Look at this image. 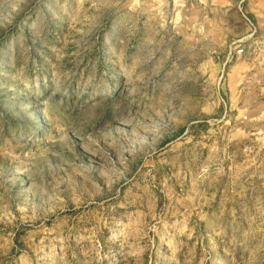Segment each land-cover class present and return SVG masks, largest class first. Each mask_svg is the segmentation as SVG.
Returning <instances> with one entry per match:
<instances>
[{
  "label": "rangeland",
  "instance_id": "1",
  "mask_svg": "<svg viewBox=\"0 0 264 264\" xmlns=\"http://www.w3.org/2000/svg\"><path fill=\"white\" fill-rule=\"evenodd\" d=\"M263 7L0 0V264H264L262 112L223 87Z\"/></svg>",
  "mask_w": 264,
  "mask_h": 264
},
{
  "label": "crops",
  "instance_id": "2",
  "mask_svg": "<svg viewBox=\"0 0 264 264\" xmlns=\"http://www.w3.org/2000/svg\"><path fill=\"white\" fill-rule=\"evenodd\" d=\"M231 2L236 6L234 1ZM262 13V17L255 14L252 17V22L257 28V34L264 37V7ZM246 25L247 26L241 27L243 31L239 35L228 38L227 49L232 40L244 36L251 31L248 22ZM224 58H226V56ZM224 70L225 69L222 70V73ZM226 74L227 76L223 82V87L225 93L229 95V97H227L228 101L231 103V101L235 99L234 101L239 104V107L246 105L248 102H254L255 106L259 107L262 112L261 115L256 117V120L259 124L264 125V65L258 64L251 57L236 59L229 64Z\"/></svg>",
  "mask_w": 264,
  "mask_h": 264
},
{
  "label": "built area",
  "instance_id": "3",
  "mask_svg": "<svg viewBox=\"0 0 264 264\" xmlns=\"http://www.w3.org/2000/svg\"><path fill=\"white\" fill-rule=\"evenodd\" d=\"M248 23L251 31L229 43L224 66L236 59H244L245 57H251L258 64L264 65V37L257 34V28L251 20H248ZM223 75L222 73L221 78ZM246 118L244 116V119Z\"/></svg>",
  "mask_w": 264,
  "mask_h": 264
}]
</instances>
